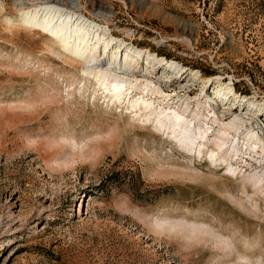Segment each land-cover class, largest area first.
Returning a JSON list of instances; mask_svg holds the SVG:
<instances>
[{
    "label": "rangeland",
    "instance_id": "rangeland-1",
    "mask_svg": "<svg viewBox=\"0 0 264 264\" xmlns=\"http://www.w3.org/2000/svg\"><path fill=\"white\" fill-rule=\"evenodd\" d=\"M19 1L0 0V264H264V148L245 146L264 141V0H75L107 27V52L144 51L136 77L170 74L149 101L209 139L227 131L220 150L140 119L127 108L139 90L111 102L44 31L17 22ZM232 115L243 118L229 127ZM232 147L229 162L210 155Z\"/></svg>",
    "mask_w": 264,
    "mask_h": 264
},
{
    "label": "bare ground",
    "instance_id": "bare-ground-1",
    "mask_svg": "<svg viewBox=\"0 0 264 264\" xmlns=\"http://www.w3.org/2000/svg\"><path fill=\"white\" fill-rule=\"evenodd\" d=\"M37 3L39 4H37L38 6L26 10L24 5L26 2H23V0L19 1L22 8L20 18L17 22L25 27L44 31L49 40H51L48 47L57 54L62 53V51L60 52L57 50H63L71 59L74 58L75 61L82 64L81 71H83L84 79L90 83L95 82L96 85L103 88V93H106L108 98L110 97L111 102H121L123 101V95H131L135 92V89L139 90L142 96L135 97L131 101L129 100L128 106H126L137 114L139 111L143 110L144 115H141L139 117L140 119L143 121H151L154 124L159 120L160 122L157 124L156 128L161 130L168 129L170 133L172 132L170 134L171 137L178 139L180 143H184V145L190 149H195L197 146L199 150H201V147L206 145L207 140H209V142L210 140L215 142L217 144L215 147L219 150L223 147L225 143L222 142V140L227 131L220 132L216 136H213L212 139H209L207 138V129L201 128L196 130L192 122L188 123V120L186 121L187 118L182 115L179 110L177 111V109H175L171 112H167V110L162 108L161 102H159L160 107H157L154 105L153 101H149L147 96H144V94L150 92L156 93V91H160L161 81L169 86L173 82L169 80V73L157 76L156 67L154 65L149 68L146 67L145 71L141 69L140 73L142 77H136L135 70L138 69L140 56L144 53L142 49L134 50L132 52L133 54L126 52L121 56L118 51L119 47L110 53L107 52L111 46V41L105 36L107 27L99 25V28L95 30L97 24L95 25L93 21L77 13L75 0H67L65 2L61 0H43ZM32 4L36 5L35 3ZM98 8L99 7H97V9ZM101 51H103L104 55L106 54V57L101 58ZM147 56L151 60H156L155 58L157 57V55L150 53L147 54ZM147 64H151V61L148 60ZM169 67L171 70L183 71V68L175 63L169 64ZM195 75L197 76L198 73L194 72V76ZM139 83L142 84L139 85ZM156 84L160 85L157 86ZM228 91L229 94L233 92L231 88ZM233 94L237 99L241 100V103L248 102L245 98L235 94V92H233ZM162 95L165 98H167V96L169 97V93L162 92ZM224 95L225 94H223V97ZM208 99L209 101L205 105L206 109L211 112L213 111V116L218 118L217 112L215 111L218 109L216 100H214L212 96H208ZM248 103L249 105L255 104L252 102ZM259 111L260 110L252 111L253 117L257 116ZM242 118L243 115L233 116L231 121L226 125L231 127L235 124L234 121ZM262 138H257V141L255 140V143L251 144L246 141L245 146L253 150L256 149V151H258V149L262 150L264 147H257L256 145L260 141L264 142ZM204 139L206 141H203ZM213 148L211 149V157H215L217 161L223 160L225 162H229L239 151L237 147H232L228 153L217 154V156H215V149ZM228 167L229 170L236 171L238 169L234 167L232 163L229 164ZM243 179H245L249 185H257L258 181L262 180L261 177L249 178L246 176H244ZM245 183L243 181V189L247 187ZM257 188L259 189L261 187L258 186Z\"/></svg>",
    "mask_w": 264,
    "mask_h": 264
},
{
    "label": "trees",
    "instance_id": "trees-1",
    "mask_svg": "<svg viewBox=\"0 0 264 264\" xmlns=\"http://www.w3.org/2000/svg\"><path fill=\"white\" fill-rule=\"evenodd\" d=\"M248 89V88H247ZM245 91H246V89H245Z\"/></svg>",
    "mask_w": 264,
    "mask_h": 264
}]
</instances>
